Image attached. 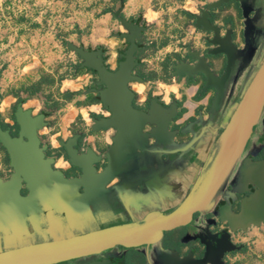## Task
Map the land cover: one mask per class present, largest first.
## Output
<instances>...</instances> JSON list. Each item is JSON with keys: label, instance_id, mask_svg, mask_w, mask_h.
<instances>
[{"label": "water", "instance_id": "1", "mask_svg": "<svg viewBox=\"0 0 264 264\" xmlns=\"http://www.w3.org/2000/svg\"><path fill=\"white\" fill-rule=\"evenodd\" d=\"M231 1L240 3L246 28L250 24L247 0H212L207 2L200 14H195L194 26L212 33L205 38L209 49L203 54L186 44L190 61H180L173 65V75L186 83L195 82L198 75L205 78L203 91L215 89L218 93L215 106L222 97V90L229 75L233 60L240 52L232 43V32L222 34L220 25L212 21L211 10ZM130 30L123 34L130 46L124 53V59L116 70L105 66L101 54L95 50H74L83 59V65L98 75L97 90L102 107L110 113L109 117L92 119L93 132L116 131L114 146L104 156L108 161L105 171L98 175L94 167L98 163L93 152L80 153L77 139H70L61 144L68 162L82 172L79 181L68 180L52 169V162L45 158V148L40 147L37 132L43 126L41 117H33L30 112L18 108L15 113L18 126L17 136H11L0 126V145L6 152L11 177L6 182L0 181V227H8L15 234L18 244L7 252L0 251V264H54L62 261L86 258L98 255L114 248H148L147 255L153 263L154 257L159 264H207L208 261L221 263V256L216 255L217 248H211L206 242L209 253L203 260L180 259L168 250L159 247L164 232L188 224L194 214L207 209L217 192L225 184L235 168L246 146L255 138V128L264 120V57L250 84L245 89L242 101L238 103L230 117L223 134L217 141V147L203 169L202 175L194 184L187 198L173 213L162 216L148 214L144 223L115 226L104 230H91L75 235L68 228L60 225L54 233L49 221L51 213L62 214L61 221L86 223L94 220L93 213L106 197L105 186L120 175V156H135L145 147L151 137L160 144L173 142L174 133L169 125L175 116L174 107L160 109L151 103L146 111L134 107L133 95L129 89L132 81L142 82L134 73L135 39L139 31L131 24H125ZM247 30V29H246ZM223 55L228 65L226 74L215 75L207 56ZM146 126H151L149 133H144ZM244 184L252 185L256 190L241 203V210L233 215L228 211L218 212L221 221L228 222L234 231L261 226L264 222V161H252L249 156L244 163ZM246 190V187L241 186ZM26 194H21V190ZM84 189V193L79 190ZM244 190V191H245ZM6 224V225H5ZM152 245L156 247L152 250ZM153 259V260H152ZM155 261V260H154ZM157 263V264H158Z\"/></svg>", "mask_w": 264, "mask_h": 264}, {"label": "rangeland", "instance_id": "2", "mask_svg": "<svg viewBox=\"0 0 264 264\" xmlns=\"http://www.w3.org/2000/svg\"><path fill=\"white\" fill-rule=\"evenodd\" d=\"M209 1L212 0H0V126L15 137L18 108L41 117L39 142H47L48 149L55 148L47 154L57 162L66 159L61 145L66 141L76 138L82 148L93 137L105 136V132L92 131V119L110 116L104 108L98 114L91 110L92 103H100L97 90L102 86L97 83V73L83 65L74 47L99 52L105 66L116 70L130 46L123 35L130 33L125 24L139 31L134 73L146 85L137 95L136 107L145 108L153 97L161 104L172 103L175 96L171 86L181 95L187 88L173 75L172 68L182 60H191L185 45L192 44L200 52L209 48L205 38L212 33L194 26L195 14H200ZM234 5L229 2L212 9V21H222ZM130 87L136 89L135 81L130 82ZM250 153L246 149L217 195L225 194L227 199L220 207L208 208L210 211L218 213L230 207L228 186L237 192L241 186L248 187L244 184V163L254 156ZM7 163V154L0 145V172L5 171ZM231 240L232 247L222 264H264V222L238 229L231 234ZM161 242L159 247L163 248ZM225 244L216 255L222 257L228 250ZM119 249L102 254L118 257ZM154 260L157 264L158 258Z\"/></svg>", "mask_w": 264, "mask_h": 264}, {"label": "crops", "instance_id": "3", "mask_svg": "<svg viewBox=\"0 0 264 264\" xmlns=\"http://www.w3.org/2000/svg\"><path fill=\"white\" fill-rule=\"evenodd\" d=\"M247 6L248 16L250 18L248 28H246V17L243 15L240 3L239 8L242 19L237 15L238 8L235 4L232 9L227 10V15L222 16L224 17L222 21H214L221 26L222 34L227 31L232 32V43L240 51L233 60V65L225 81L222 97L219 99L218 104L216 106L214 104L218 95L215 89L209 90L202 100L196 101L195 96L201 87L200 81L186 85V91L182 95L174 89V86H171L173 88L171 90L175 96V101H172V103L168 104L165 101L161 104L156 102L157 97H153L151 103H155L160 109L174 107V117L181 111V116L176 121L180 126L194 119L192 123L194 128L192 131L186 132V135L183 137L184 141H180V139L176 141L173 138V142L167 144H160L155 139L148 137L144 146L145 148L143 150L139 149L135 156L130 157L125 154L120 156V175L105 186V191L107 192L106 197L101 200V205L94 210V220L89 223L77 221L76 223L70 224L67 221L62 222L61 218L63 215L53 211L51 213L52 217L49 218L53 233L55 228H57L56 231L60 230L61 223H63L64 227H69L68 230L75 235L81 234L80 230L88 232L91 230L97 231L115 226H123L117 224L103 229L99 226V224H107L109 212L112 209H119L120 203L123 204L125 212L121 215H116L114 219H119V221L121 219L126 222L129 218L133 221L130 224H138V221L144 220L148 214H159L165 210L175 208L187 198L194 184L202 175L203 169H208L206 164L209 158L216 154L214 151L217 147V141L223 134L238 103L242 101L243 93L250 84L253 75L264 57V0H247ZM226 17L232 18L233 26L223 27L222 24ZM241 33H243L246 39L245 44L241 41ZM234 34L235 37L233 36ZM215 71L217 72L218 69H215ZM216 72H214L215 75L219 76ZM180 81L186 83L185 79ZM135 83L137 84L136 89H132L130 84L129 89L133 95L134 107L138 110L135 105V100L137 95L142 94V87L146 84L144 81L136 82V80ZM176 86H179V84L176 83ZM213 94L212 105L209 111L206 112L205 108L208 107L209 100ZM167 98L169 99V97ZM177 102L181 103L178 105ZM166 105L168 107H164ZM102 109L101 103H92V112L98 114ZM198 109H202L199 114H197ZM261 122H263V129H256L254 140H258L264 145V121ZM151 129V126H146L144 133H149ZM112 131L114 130L106 131L105 136L93 137L92 142L86 141L82 145L81 151L79 150L80 153L91 151L97 157L98 163L96 166L98 169L96 166L94 169L98 175L102 174L108 165V161L104 156L114 146L112 140L116 135V131H114V134L111 133ZM40 147L45 148V156H48L47 151H50L51 154L55 151L54 147L48 149L47 142H40ZM166 148L174 149L173 153H178L180 155L179 158L175 161L164 160L162 155L167 152ZM210 151L213 152L212 155H208ZM148 155H153V157L150 159ZM193 155H198V158L194 162L189 163V159ZM186 156H188V159H185ZM46 159L51 160L52 169L61 174L63 178L74 181L81 179L82 174L76 179H71L63 175L62 171L68 168L67 163L63 160L57 162L51 158ZM99 165H102L100 169ZM143 166L147 168L146 171L141 170ZM79 192L84 193V189H80ZM17 244L18 241L15 239V234L12 232V229L7 226L3 227V229L0 227V251L1 246L5 249H12ZM161 249L165 250L164 248ZM136 250L144 254L148 263L152 264L147 255L150 249L144 248ZM101 264L111 263L104 262Z\"/></svg>", "mask_w": 264, "mask_h": 264}, {"label": "flooded vegetation", "instance_id": "4", "mask_svg": "<svg viewBox=\"0 0 264 264\" xmlns=\"http://www.w3.org/2000/svg\"><path fill=\"white\" fill-rule=\"evenodd\" d=\"M231 2H235L236 7L238 8V14L237 15L240 16V18L242 19L241 10L239 8V3L236 1H231ZM222 25H223V27L224 26H228V27L233 26L232 18L226 17L224 19ZM233 36L235 37V34ZM241 41L243 44L246 43V39H245L243 33H241ZM208 46H209V44H208ZM206 51H207V49L201 53L205 54ZM207 58L209 60V63L211 65L213 71L216 72L215 69H218V71L216 73L219 75V77L223 76L226 72V69H227L226 57L223 55H218V56H207ZM189 59H190V57H189ZM197 81L201 82V87L199 88V90L195 96V99H196V101H200L206 96L207 92L211 89H209L205 92L203 91V87L205 85V78L202 75L197 76V79L195 82H197ZM195 82H192V83H195ZM192 83H186V85H189ZM213 98H214V94L211 97V99L209 100L208 107L205 108L206 112L209 111V109L212 105V102H213ZM149 105H150V103H149ZM149 105L146 106L145 108H138V110L146 111L149 108ZM160 107H162V106H160ZM164 107H168V105H166ZM201 110L202 109H198L197 114H199L201 112ZM180 116H181V111L179 112V114L176 117L172 118L170 125H169V130L171 132H174L173 138L176 141H179V139H180V141H184L183 137L186 135V132L192 131V129L194 128L193 124H192L194 122V119L184 123L182 126H180V124L176 123L177 119H179ZM262 124H263V122L258 124L257 128L260 129V127H262ZM257 128H255V130ZM246 149H250L251 153L248 155H254V156H251L252 161H264V145L260 141L250 140V142L246 146ZM78 150L81 151L80 145H78ZM166 151L167 152H165V154L162 155L164 160L175 161L180 156L178 153L174 154L173 153L174 149H172V148H166ZM212 153L213 152L210 151L208 153V155H212ZM45 157L50 158L49 156H45ZM148 157L151 159L153 157V155H148ZM187 157L188 156H186L185 159ZM197 158H198V155H193L189 159V163L194 162ZM51 159H53V161L56 160L54 158H51ZM63 161L65 163H67V165H68V168L65 171H62V173L65 177H68L71 179H76V178H79L81 176V174H82L81 170L72 166L70 164V162H68L67 156H66L65 160L63 159ZM4 168H5V171L0 172V181L1 182H6L11 177L12 169L10 168L9 159H8L7 165L4 166ZM96 168L98 169L97 166H96ZM141 170L146 171L147 168L145 166H143L141 168ZM223 186L220 188V190L223 188ZM247 188H249V189L246 191H243V192L238 191L237 192L233 189V187H230V186L227 187V193L230 196L229 197V206L230 207H226V209H225L226 211H228L227 208H229L230 212L233 215H236L240 212L242 200L244 198H247L248 196H250L256 190L250 184H248V187H246V189ZM220 190H219V192H220ZM219 192H217L216 196L218 195ZM25 193L26 192L22 188L21 194L24 195ZM216 196L208 208H210L211 206L213 207V205L215 206V208H216V206L220 207V204H222V202L227 199L225 197V194H222L221 196L220 195L217 196L218 198ZM178 208H179V205L175 208L160 212L159 214L162 216H167V215L173 213L174 211H176ZM208 208L199 212V213L194 214L193 219L188 224L181 226L179 228H176L174 230L164 232L163 237L161 239L162 247L165 250L172 252L176 257H178L180 259H188L191 261H193V260L197 261V260H203L204 258H206L209 251H210L206 242L210 243L211 248H217L216 252L221 249L222 243H224V244L226 243L225 245L227 246L228 250L224 251L223 256L221 257V263H222L224 257L226 256V254L229 252V250L232 247L231 234L237 232L238 230L234 231L228 222L221 221L220 216L218 215V213L216 211H210ZM124 212H125V208H124L123 204L120 203L119 209H116V210L112 209L111 212H109V214L107 216V224H99L100 228L103 229V228H107V227L114 226L117 224L124 225V224L132 223L133 222L132 219H129V218H128V220H126V222L122 221L121 219H120V221H119V219L118 220L114 219V217L116 215H119V214L121 215ZM143 223H144V220L138 221L139 225H141ZM209 237L211 239H214L215 241L214 240H208ZM9 250H11V249H5L1 246V252H7ZM222 252H223V249H222ZM118 253H119L118 257H113L112 253H108L107 255H104L101 253V254L95 255V256L93 255L90 257H86V258H80V259L69 260V261H62V262H58V263H54V264H97V263H104V262L111 263V264H150V263H148L146 256L144 254H142L141 252H138L135 248L127 249V248L120 247ZM207 264H216V263L211 260V261H208Z\"/></svg>", "mask_w": 264, "mask_h": 264}, {"label": "trees", "instance_id": "5", "mask_svg": "<svg viewBox=\"0 0 264 264\" xmlns=\"http://www.w3.org/2000/svg\"><path fill=\"white\" fill-rule=\"evenodd\" d=\"M136 50L139 48V45L135 43ZM137 64V61L135 60V65Z\"/></svg>", "mask_w": 264, "mask_h": 264}]
</instances>
